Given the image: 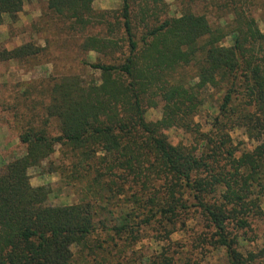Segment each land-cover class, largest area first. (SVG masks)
Wrapping results in <instances>:
<instances>
[{"label": "trees", "instance_id": "16d2710c", "mask_svg": "<svg viewBox=\"0 0 264 264\" xmlns=\"http://www.w3.org/2000/svg\"><path fill=\"white\" fill-rule=\"evenodd\" d=\"M28 1L0 0V23ZM176 1L181 14L170 16L167 0H122L112 11L94 10L92 0H49L71 30L86 34L82 51L100 54L82 61L100 76H62L42 125L31 122L21 135L26 153L0 170V264H130L126 254L146 228L171 239L193 220L207 230L199 244L224 250L225 264L264 255L239 249V232L264 219V31L240 1H225L230 19L217 24L189 0ZM40 51L26 42L7 53L24 60ZM190 65L196 75L186 82L177 73ZM213 91L203 130L196 116ZM161 104L162 116L149 120L148 109ZM172 128L193 139L172 143ZM235 129L254 146L238 147ZM58 146L63 163L52 171L82 184L80 203L50 205L49 187L31 182L29 169ZM97 232L105 238L93 240ZM146 261L175 257L162 248Z\"/></svg>", "mask_w": 264, "mask_h": 264}, {"label": "rangeland", "instance_id": "374dc122", "mask_svg": "<svg viewBox=\"0 0 264 264\" xmlns=\"http://www.w3.org/2000/svg\"><path fill=\"white\" fill-rule=\"evenodd\" d=\"M226 0H189L193 9L205 13L213 24L219 22L220 17L230 19L228 10L223 9ZM241 7L251 13L264 31V0H237ZM170 16L180 15L182 5L176 0H167ZM89 5V4H87ZM90 7L96 11L119 10L122 0H92ZM96 25L95 27H97ZM101 29V28H98ZM97 31V30H96ZM85 33L70 29L66 20L60 18L49 8V0H30L23 6L16 17L5 15L0 23V170L8 163L27 151V145L21 141V135L28 125L42 121L47 116V106L51 102V91L56 82L66 75H79L86 81L98 79L99 72L93 71L82 61L97 62L101 60L96 52L82 51L80 45ZM32 42L41 47L37 56L17 60L7 53L13 48ZM231 43L230 37L225 44ZM186 82L195 78L194 66H186L179 70ZM216 92L208 97V103L196 116L203 130L209 129V119L214 113ZM162 116V104L149 108L147 118L157 120ZM50 132L59 133V121L50 119ZM169 140L177 144L180 141L190 142L193 137L182 129L166 130ZM235 144L241 149L252 148L250 141L242 129L232 131ZM60 146L55 154L46 159L40 166L31 167L29 174L34 186L46 185L49 193L46 203L50 205H67L80 203L84 198L82 184L73 186L67 183L59 171H52L53 163L60 161ZM60 164V165H61ZM264 207V204H263ZM188 227L179 229L172 234L171 239L159 236L158 227H148L140 242L129 248L126 256L131 258L130 264H149L147 257H151L162 248L175 257V264H225L224 250L215 249L208 244H199L198 237L205 239L207 230L201 222L193 220ZM239 249L244 253H259L264 250V219H256L246 231H240ZM105 238L104 233H95L94 239ZM197 241V242H196ZM196 242V243H195ZM120 245L122 241H118ZM165 247V248H164ZM190 261V262H189ZM252 264H264V255L259 256Z\"/></svg>", "mask_w": 264, "mask_h": 264}]
</instances>
